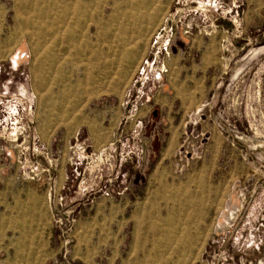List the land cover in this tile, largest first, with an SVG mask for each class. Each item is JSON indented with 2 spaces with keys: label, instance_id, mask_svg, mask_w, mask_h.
Segmentation results:
<instances>
[{
  "label": "rangeland",
  "instance_id": "obj_1",
  "mask_svg": "<svg viewBox=\"0 0 264 264\" xmlns=\"http://www.w3.org/2000/svg\"><path fill=\"white\" fill-rule=\"evenodd\" d=\"M0 264H264V0H0Z\"/></svg>",
  "mask_w": 264,
  "mask_h": 264
},
{
  "label": "built area",
  "instance_id": "obj_2",
  "mask_svg": "<svg viewBox=\"0 0 264 264\" xmlns=\"http://www.w3.org/2000/svg\"><path fill=\"white\" fill-rule=\"evenodd\" d=\"M168 41V40H167ZM168 44V42L167 43H165V45L163 46V49H166V45Z\"/></svg>",
  "mask_w": 264,
  "mask_h": 264
}]
</instances>
